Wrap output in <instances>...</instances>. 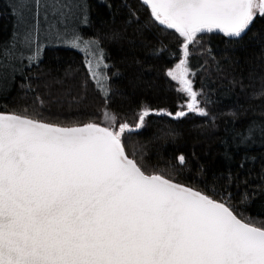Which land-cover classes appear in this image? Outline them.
<instances>
[{
    "label": "trees",
    "instance_id": "1",
    "mask_svg": "<svg viewBox=\"0 0 264 264\" xmlns=\"http://www.w3.org/2000/svg\"><path fill=\"white\" fill-rule=\"evenodd\" d=\"M17 1L23 9L0 0V112L73 127L99 123L107 108L117 126L129 124L122 143L146 173L163 174L264 226V17L239 37L204 31L189 44L186 65L202 115L186 107L188 97L168 75L185 58L184 38L143 0H78L85 22L79 28L105 50L107 95L81 51L37 41L39 5ZM25 11L34 18L24 27ZM145 108L149 115L137 127ZM178 111L186 114L176 117Z\"/></svg>",
    "mask_w": 264,
    "mask_h": 264
},
{
    "label": "snow or ice",
    "instance_id": "2",
    "mask_svg": "<svg viewBox=\"0 0 264 264\" xmlns=\"http://www.w3.org/2000/svg\"><path fill=\"white\" fill-rule=\"evenodd\" d=\"M143 2L184 38L185 58L168 75L179 78L186 107L206 115L187 79L189 44L204 31L241 36L257 15L264 17V0ZM71 43L83 44L89 73L106 92L103 53L91 50L98 42ZM149 112L141 110L140 124ZM104 117L105 127H61L0 112V264H264V226L163 174L146 173L122 143L129 124L117 126L107 111ZM177 159L184 163L183 155Z\"/></svg>",
    "mask_w": 264,
    "mask_h": 264
},
{
    "label": "rangeland",
    "instance_id": "3",
    "mask_svg": "<svg viewBox=\"0 0 264 264\" xmlns=\"http://www.w3.org/2000/svg\"><path fill=\"white\" fill-rule=\"evenodd\" d=\"M13 2L18 9L20 10L23 9L22 8L23 5H19L17 0H13ZM38 5L40 8L41 14L38 17L39 21H38V26H37L38 28V34H37L38 40L37 41L41 45L52 44V45L66 46V47L76 49L78 51H81L86 56V60H87L89 56H88V53L83 50V44H81V46L78 48V47H73L71 43V41H73L76 37L81 38V40L83 41L98 42L93 37L85 35L82 32V30L79 28L80 26L85 24V22L82 20V17H83L82 16V8H83L82 3L78 2V0H72L70 3H65L64 0H51V1L43 0V1H40ZM36 8H38V6ZM20 18H22L20 20L21 25L25 27L27 23H29V21H32L34 17L31 16V14L29 15L28 11L27 12L25 11L24 14L21 15ZM35 19H37V17ZM213 31H216V30H213ZM198 34L199 33H197L196 36ZM91 50L93 52H96L97 50H99V51H102L103 53V62L104 64L107 65V67L102 68L101 71L103 74L107 76V82L105 85L107 91L105 92L104 90H102L98 86V83L96 80L95 82L97 86L99 87V89L102 91V93L104 95H107L110 91V87H109L110 74L108 72L109 64L106 59L105 50L99 44V42L97 45H93ZM175 67L173 69H175ZM176 75L177 77H179V72H177ZM187 79H190L192 81V77L190 76V74H188ZM175 80L179 83V78ZM179 86L181 87L180 83H179ZM192 86H193V82H192ZM198 108L202 109L199 106V104H198ZM105 111L114 115L109 109L104 108L102 111V119L98 123L102 127L108 126L105 123V117H104ZM196 112L200 113L199 111H196Z\"/></svg>",
    "mask_w": 264,
    "mask_h": 264
}]
</instances>
